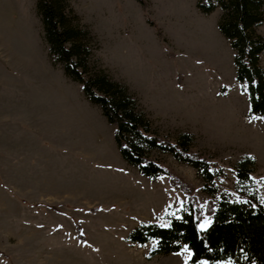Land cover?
I'll return each mask as SVG.
<instances>
[{
  "label": "rangeland",
  "instance_id": "rangeland-1",
  "mask_svg": "<svg viewBox=\"0 0 264 264\" xmlns=\"http://www.w3.org/2000/svg\"><path fill=\"white\" fill-rule=\"evenodd\" d=\"M36 1L0 0V264H188L186 246L151 256L155 240H128L140 226H168L186 208L188 194L171 176L191 191L200 229L222 196L264 201V117L250 113L236 80L220 8L70 0L73 22L92 36L90 66L125 85L156 135L189 136V150L215 173L210 196L198 172L170 155L151 153L168 173L156 178L121 158L114 126L50 53ZM254 30L264 36V7ZM244 161L249 178L239 182Z\"/></svg>",
  "mask_w": 264,
  "mask_h": 264
},
{
  "label": "trees",
  "instance_id": "trees-1",
  "mask_svg": "<svg viewBox=\"0 0 264 264\" xmlns=\"http://www.w3.org/2000/svg\"><path fill=\"white\" fill-rule=\"evenodd\" d=\"M196 5L203 13L220 8L218 27L234 50L236 80L248 93L250 113L264 117V68L260 65L264 36L254 30L263 21L264 0H198ZM36 8L50 53L63 65L69 78L82 84L86 97L100 107L106 120L114 126V140L121 158L136 167L141 175L156 178L168 173L151 153L170 155L195 169L205 182L207 193L215 195L217 188L211 163L189 150V136L184 134L179 140L171 141L156 135L125 85L112 79L102 68L90 66L92 36L83 25L73 22L70 0H37ZM245 166L246 161L237 169L239 182L249 178ZM170 182L188 194L186 208L166 227L148 224L134 229L128 236L132 244L144 245L155 240L151 256L174 254L186 246L190 251L188 264L202 261L264 264V201H259L254 194L240 201L222 196L216 207L209 210V224L200 229L191 191L172 176ZM74 233L79 241H85L77 221Z\"/></svg>",
  "mask_w": 264,
  "mask_h": 264
}]
</instances>
